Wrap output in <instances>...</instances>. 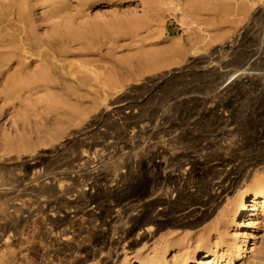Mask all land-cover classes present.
<instances>
[{"label":"rangeland","instance_id":"374dc122","mask_svg":"<svg viewBox=\"0 0 264 264\" xmlns=\"http://www.w3.org/2000/svg\"><path fill=\"white\" fill-rule=\"evenodd\" d=\"M0 16L51 41L62 88L34 81L37 50L11 92L17 64L0 69V209L43 222L28 245L0 236L1 264H264V0H0ZM126 208L149 221L122 250Z\"/></svg>","mask_w":264,"mask_h":264},{"label":"bare ground","instance_id":"6f19581e","mask_svg":"<svg viewBox=\"0 0 264 264\" xmlns=\"http://www.w3.org/2000/svg\"><path fill=\"white\" fill-rule=\"evenodd\" d=\"M9 6H12L11 4H9ZM11 10V9H10ZM106 17H109L108 15H105ZM2 16H0V42L5 43L8 42V45H4L5 47H7V51H5L4 54V58L2 59L3 64L0 65V69L4 67H6L9 69V64H17V68L15 69V74H13V76H11V78L8 81V90L9 92H11L10 90L13 87V83L14 81H16V78H18L19 74H25L28 75L29 74V68L31 67V65L36 61L34 60V58H32V53H30V51H34L37 50V54L39 55V59L41 60L43 64V67L36 73V76L34 78V81L39 83L40 86H42L45 89H49V88H56L58 90H61V82L58 80V83L55 82H51L50 79H48V69L50 66H52V62L49 59V54L48 52L44 53L43 49H45L46 45H48L51 41L48 40V38H39L36 35L33 34V32H29L27 29V27H23L26 26L24 23L27 22L26 21V17L24 15H21L19 18H17L18 21H20L22 23L23 26H19L16 24H12L10 27V29L12 30L13 34L10 35L9 33H6L4 35V30H6V26H3V23L5 22L4 19L1 18ZM28 19V18H27ZM110 18H106V19H102V20H109ZM24 21V22H23ZM110 21V20H109ZM107 21L106 24L109 22ZM111 23L112 22H116L115 18H111ZM98 23V22H97ZM103 24V23H101ZM97 26V25H96ZM91 30V29H90ZM10 35V36H9ZM6 37H9L6 40ZM3 38L5 40H3ZM90 39V38H88ZM88 41V40H87ZM69 43H75V41H69ZM95 43V42H94ZM156 167H160V164L158 165H154ZM170 178V176H169ZM234 188V182H230L229 184H225L222 186L218 187V191L216 193V200H220L222 198V195H227L230 191H232ZM258 191H260L261 193V197L264 198V183H262L260 186L257 187ZM129 195H127L126 197H128ZM246 198H242V210L237 212L238 217L236 219H240L242 218L245 214H247L249 211L252 210L247 208V204H246ZM235 205V204H234ZM109 209L113 210L112 207H109ZM234 208H232L233 210ZM145 210V209H144ZM116 211L115 214H117V210H113ZM134 210H132L131 208H126L125 209V213H126V217L127 220L130 221L129 227L125 228V229H118L115 230L116 233V237L114 236L113 238H110L108 240L109 246H113V247H120L121 244H123L126 240L127 237H129L130 234H132L138 227V218L141 215V220H142V225L143 223L148 222V218L146 217V212H142L140 215H137L136 213H133ZM231 211V209H230ZM79 212V211H76ZM79 214L83 215V216H92L93 215V210L92 208H87L86 210H84L83 212H79ZM137 215L138 217L134 218L133 216ZM76 216V215H75ZM227 219H230L229 214L226 215ZM113 218L115 219V216H113ZM153 220V219H152ZM141 225V223L139 224ZM150 227H145L142 230H140L137 234H136V239L140 238L141 236H144L145 233H149ZM125 245V244H124ZM123 245V246H124ZM126 246V245H125ZM122 248V247H120ZM123 250V248H122ZM161 254H158L157 257L153 258V259H147L145 260V263L142 262V264H163L164 260L163 258H160Z\"/></svg>","mask_w":264,"mask_h":264},{"label":"crops","instance_id":"0c3cea01","mask_svg":"<svg viewBox=\"0 0 264 264\" xmlns=\"http://www.w3.org/2000/svg\"><path fill=\"white\" fill-rule=\"evenodd\" d=\"M27 211L23 212V221L20 224H8L12 220L11 213L7 211L2 212L0 209L1 216L3 219H0V236L9 239H19L21 243L28 245L32 242L33 236L41 237V230L43 227V222L40 224L33 223L37 217V212L33 206L26 208ZM9 214V215H8ZM6 218V219H5ZM27 220V221H26ZM30 220V221H29ZM33 222H32V221ZM26 262L28 261L27 253Z\"/></svg>","mask_w":264,"mask_h":264},{"label":"built area","instance_id":"2783aa9c","mask_svg":"<svg viewBox=\"0 0 264 264\" xmlns=\"http://www.w3.org/2000/svg\"><path fill=\"white\" fill-rule=\"evenodd\" d=\"M5 241V240H4ZM2 243V241H0V244ZM0 251H1V246H0ZM4 251L2 250L1 252H0V258H1V255H2V253H3ZM19 263H26V256L25 257H20L18 260H17V264H19ZM0 264H1V262H0ZM15 264V263H14Z\"/></svg>","mask_w":264,"mask_h":264}]
</instances>
